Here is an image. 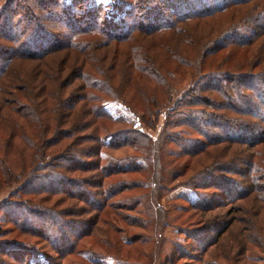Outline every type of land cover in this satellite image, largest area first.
<instances>
[{"label": "trees", "instance_id": "obj_1", "mask_svg": "<svg viewBox=\"0 0 264 264\" xmlns=\"http://www.w3.org/2000/svg\"><path fill=\"white\" fill-rule=\"evenodd\" d=\"M263 40L264 0H0V212L15 225L0 264H142L119 234L143 244L127 226L166 221L179 188L197 195L183 242L204 243L183 256L264 252ZM176 72L190 82L174 96ZM165 155L188 156L168 184ZM92 236L101 251L80 247Z\"/></svg>", "mask_w": 264, "mask_h": 264}, {"label": "rangeland", "instance_id": "obj_2", "mask_svg": "<svg viewBox=\"0 0 264 264\" xmlns=\"http://www.w3.org/2000/svg\"><path fill=\"white\" fill-rule=\"evenodd\" d=\"M55 31L53 30V33ZM30 34L32 31L29 32ZM264 42V40H263ZM44 45V43L42 44ZM242 51L237 53V56H240ZM239 58V57H235ZM174 90L173 95L176 96L179 92L186 89L189 85L190 79L186 74H181L176 72L174 77ZM105 108L107 112L112 114L113 116H119L124 115L128 116L129 120H131V126L133 128H140L137 124V122L129 115L126 110L121 107V104L116 102H105ZM164 116L161 115L159 118V121L157 122L156 128L154 130H148L147 132L149 135L155 139L160 136L163 124H164ZM137 125V126H136ZM180 130L179 128L176 129H170L169 131H177ZM176 154L178 155V149L175 150ZM188 159V156L184 155L180 158L173 157V156H164L163 158V169L161 175L164 179V183L171 182L172 178V171L173 167L177 164L180 165L184 163ZM7 163L13 167V161L10 157L7 158ZM124 178H128V176L124 175ZM7 192V190H4L0 194V199L4 197ZM5 194V195H4ZM197 199L196 193L188 188H179L177 190H174L169 195L163 196L160 200V205L163 208V210L166 212V221L164 222H150L152 226L148 227V231L146 229H142L141 227L135 226H127V229L130 231L131 234L139 233L141 236H146L143 240L144 243L141 242H132L131 243V236L127 238V235H125L123 232L119 234L121 240L125 243V246H123V253L125 255H119L122 259H127L126 256H128V253L134 255V261L131 260V262H137L142 264H154L155 259L162 264H168L167 260H170L169 264H200L198 261H195L191 257H186L181 254V252H189L192 251L193 255L199 256L200 253L199 250L202 248L203 244V236H201V241L197 238L192 239V242L189 244L184 243V234L181 233V231L187 230L188 225L194 222H190L194 219V215H192V211L187 209V202L192 203L195 202ZM185 200V201H184ZM144 207V205L142 206ZM108 216V214H106ZM106 216V217H107ZM111 217V216H110ZM170 224L174 227H170ZM160 225V227L157 229V226ZM101 228L95 232V237L99 240H106L107 237H113V234H107L106 233V227L104 224L100 225ZM0 227L3 230V234L0 235V241L2 240H9L13 238L14 236V228L15 225L13 222H10L5 217V212H0ZM175 228V229H173ZM194 230V229H192ZM50 235L56 236L54 234V231L50 230ZM211 238L214 236V234H210ZM95 237H89L81 241V248L91 245V247L94 249V251H101V248L99 245H97L95 242ZM182 241V242H181ZM177 246H174L176 245ZM159 246V249L157 247ZM143 253V255H142ZM253 254H251L248 259L243 261V264H264V252L261 251H253ZM42 253H38V259L40 261H44ZM154 254V256H152ZM70 259L74 260V263L79 262L80 264H90L89 262H86L82 260L80 257H69ZM8 262L11 261V259H7ZM226 264H232L230 262H226Z\"/></svg>", "mask_w": 264, "mask_h": 264}, {"label": "built area", "instance_id": "obj_3", "mask_svg": "<svg viewBox=\"0 0 264 264\" xmlns=\"http://www.w3.org/2000/svg\"><path fill=\"white\" fill-rule=\"evenodd\" d=\"M137 126V125H136Z\"/></svg>", "mask_w": 264, "mask_h": 264}]
</instances>
